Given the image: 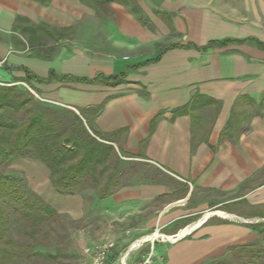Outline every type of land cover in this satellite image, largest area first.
I'll list each match as a JSON object with an SVG mask.
<instances>
[{"label": "crops", "instance_id": "obj_1", "mask_svg": "<svg viewBox=\"0 0 264 264\" xmlns=\"http://www.w3.org/2000/svg\"><path fill=\"white\" fill-rule=\"evenodd\" d=\"M170 7L142 9L144 26L126 7L108 3L114 24L99 46L82 0H0V83L29 84L43 102L82 114L120 157L154 167L158 180L122 183L103 200L94 196L89 211L135 224L134 234L145 225L167 229L166 236L180 231L162 252L164 264H207L236 246L264 247L256 224L190 223L209 209L243 216L236 202L264 210V28L208 2ZM50 72L56 79L38 83ZM112 76L123 80L76 81ZM18 161L31 168L30 188L58 203L48 169ZM82 203L80 194L69 197L62 210L80 219ZM146 209L154 210L147 219Z\"/></svg>", "mask_w": 264, "mask_h": 264}, {"label": "trees", "instance_id": "obj_2", "mask_svg": "<svg viewBox=\"0 0 264 264\" xmlns=\"http://www.w3.org/2000/svg\"><path fill=\"white\" fill-rule=\"evenodd\" d=\"M35 1L45 4L50 0ZM110 2L127 4L122 0L101 1ZM96 4V1L92 3ZM132 12L142 25H147L139 11ZM29 77L22 82L28 84ZM52 79L56 76L50 72L47 79H38V83ZM122 80L121 76H112L76 81L116 86ZM30 105H34L33 100L15 86L0 87V165L21 158L39 161L49 170L51 185L60 195H75L89 187L103 200L122 185L123 172L119 169L117 152L98 141L95 137L100 136L91 129V132L86 129L82 114L69 113L68 119L47 107L39 106L37 111H32ZM19 114L22 116L16 119ZM56 214V210L31 191L22 179L0 173V264H20L40 257L35 249L41 245L43 234L51 228L50 221L56 219ZM261 227L252 225L255 230ZM228 255L233 256L236 264H264V247L258 243L236 246Z\"/></svg>", "mask_w": 264, "mask_h": 264}, {"label": "rangeland", "instance_id": "obj_3", "mask_svg": "<svg viewBox=\"0 0 264 264\" xmlns=\"http://www.w3.org/2000/svg\"><path fill=\"white\" fill-rule=\"evenodd\" d=\"M85 1L86 5H88L91 10V18L95 20V23L92 21V25L96 26V44L100 46L103 42L108 43L107 39H104L108 35V29L106 28L110 26V24H114L113 15L108 8V3L103 4L101 3L102 0H94L97 4L92 5V3L94 4L93 0ZM122 1L127 3L126 5L121 4L122 6L126 7L131 12L132 10L136 13L139 11L138 13H141V15L142 9L154 12L161 10L162 4L167 7L171 6L170 8H179L197 7L208 2L216 5V7L225 9V11L232 16L235 14L236 19L250 21L257 24L260 28H264V0H144V2L138 4L134 0ZM141 17L144 18V16ZM69 40H72V38H69ZM72 43L69 44L71 47L73 46ZM108 45L109 44H106V48H108ZM101 47H103V45ZM6 86L11 85L0 83V87ZM15 87L33 100L34 105L29 106V109L32 111H37L39 106L47 107L57 111L62 117L68 119H70L69 113H75L72 109L62 108L55 104L43 102L41 95L27 85L21 84ZM21 116L22 114L17 115L16 119H19ZM82 123L87 130H90V127L88 128L83 120ZM117 154L120 160L119 169H121L120 172H123L122 183L130 184L136 181L152 182L158 180L154 167L143 162L129 160L125 156L120 157L119 153ZM18 160L10 164L0 165V173L22 179L27 187L36 193L30 188L26 179V174L31 168ZM54 191L56 190L54 189ZM36 194L44 201L46 200L44 192H38ZM79 194L84 198V203H82L83 212L80 219H74L70 212L62 210V208L65 206L63 203L67 202L69 197ZM75 195L58 194V203L55 202L51 204L45 201L47 204H51L56 210L57 217L50 221L49 225L51 228L43 234L44 239L40 243L41 245L35 249L41 256L30 258L20 264H95L92 256L86 254L85 250L95 247L103 248L109 245L112 247L109 248V254L104 264H139L147 259V257H150L153 263L164 264L166 261L165 256H162L164 249L174 240L183 236V233H180V231L176 232L177 234H175V236H166L168 234V231H166L167 229L149 228L147 225H145V229L142 233L134 234L132 228L136 227L135 224H125L122 221H120L121 223H116L117 221H113L115 219L106 217L104 211L99 212V215H97V208L93 209V212L89 211V204L94 200V196H96L93 188H84ZM235 210L236 214H241L244 217L238 215L232 217L228 213L223 212L224 210L222 208H217L209 209L198 214L192 218L190 223H197L205 215L210 214L207 217L210 223H217L221 221L220 219H224L228 220V222L226 221L223 223L236 226L249 227L251 224H258L263 226L262 228L264 231V218L259 219L257 218L258 216H256L259 212H264L263 209H250L246 203L236 202ZM153 211L154 210L146 209L145 218L147 219L148 213H152ZM223 214H226V217L223 216ZM39 226H42V224L39 223ZM175 228L176 227H174L171 232L175 231ZM152 236H155L153 240L138 243L144 240V238L149 239V237ZM213 261L215 264H219V262H221L220 264H236L233 256L228 254ZM211 262L209 261V263Z\"/></svg>", "mask_w": 264, "mask_h": 264}, {"label": "built area", "instance_id": "obj_4", "mask_svg": "<svg viewBox=\"0 0 264 264\" xmlns=\"http://www.w3.org/2000/svg\"><path fill=\"white\" fill-rule=\"evenodd\" d=\"M112 247L111 245L106 246V247H95V248H87L85 250V253L92 256L95 264H104L105 260L108 257L109 254V248ZM150 257H147V259L143 260L139 264H156L151 262Z\"/></svg>", "mask_w": 264, "mask_h": 264}, {"label": "bare ground", "instance_id": "obj_5", "mask_svg": "<svg viewBox=\"0 0 264 264\" xmlns=\"http://www.w3.org/2000/svg\"><path fill=\"white\" fill-rule=\"evenodd\" d=\"M213 214V213H212ZM210 215V214H209ZM209 215H205L203 218L205 219V218H207ZM223 216H225L226 217V214H223ZM199 223V222H198ZM155 238V236H152V237H149V239H145L144 238V240H141V241H139L138 243H143V242H146V241H151V240H153Z\"/></svg>", "mask_w": 264, "mask_h": 264}]
</instances>
